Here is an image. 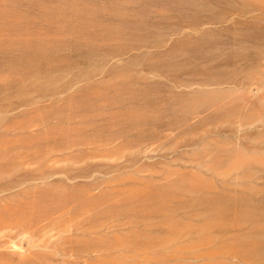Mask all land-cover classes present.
<instances>
[{
	"label": "rangeland",
	"instance_id": "obj_1",
	"mask_svg": "<svg viewBox=\"0 0 264 264\" xmlns=\"http://www.w3.org/2000/svg\"><path fill=\"white\" fill-rule=\"evenodd\" d=\"M0 264H264V0H0Z\"/></svg>",
	"mask_w": 264,
	"mask_h": 264
}]
</instances>
